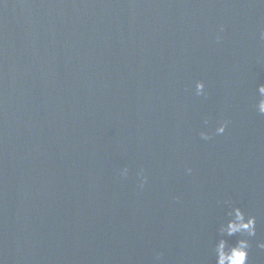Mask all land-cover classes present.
Instances as JSON below:
<instances>
[{
  "label": "water",
  "instance_id": "1",
  "mask_svg": "<svg viewBox=\"0 0 264 264\" xmlns=\"http://www.w3.org/2000/svg\"><path fill=\"white\" fill-rule=\"evenodd\" d=\"M260 84L264 0H0V262L264 264Z\"/></svg>",
  "mask_w": 264,
  "mask_h": 264
},
{
  "label": "clouds",
  "instance_id": "2",
  "mask_svg": "<svg viewBox=\"0 0 264 264\" xmlns=\"http://www.w3.org/2000/svg\"><path fill=\"white\" fill-rule=\"evenodd\" d=\"M257 93L259 99L255 108L260 114H264V84L258 86ZM196 94L200 96L206 95L203 81L197 82ZM226 128L227 123L221 124L216 129V134H223ZM201 136L205 140L211 138L207 132H201ZM188 172L190 173L191 169H188ZM120 175L126 176L127 169H124ZM139 175L141 176L140 187H143L148 178L144 176L143 172L139 173ZM227 217L228 219L219 226L221 238L215 244L214 248L216 264H248L249 248L251 246L249 238L254 237L257 232L256 217L246 214L241 207L232 206L231 204H229L227 210ZM237 234L242 238L234 245H230L226 237L236 236ZM259 246L264 248V243H261Z\"/></svg>",
  "mask_w": 264,
  "mask_h": 264
}]
</instances>
